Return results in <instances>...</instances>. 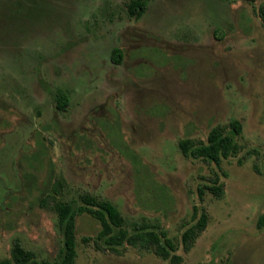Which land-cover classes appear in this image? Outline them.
<instances>
[{
  "label": "rangeland",
  "instance_id": "374dc122",
  "mask_svg": "<svg viewBox=\"0 0 264 264\" xmlns=\"http://www.w3.org/2000/svg\"><path fill=\"white\" fill-rule=\"evenodd\" d=\"M130 2L0 0V264L16 241L57 259V179L66 199L106 198L165 229L181 256L107 249L83 213L76 264H264V0H148L139 18ZM235 119L239 150L220 165L181 151ZM196 207L208 224L186 250Z\"/></svg>",
  "mask_w": 264,
  "mask_h": 264
},
{
  "label": "trees",
  "instance_id": "16d2710c",
  "mask_svg": "<svg viewBox=\"0 0 264 264\" xmlns=\"http://www.w3.org/2000/svg\"><path fill=\"white\" fill-rule=\"evenodd\" d=\"M253 1V0H250ZM148 0H131L128 4V12L132 17L139 18L147 10ZM259 14L264 24V5L260 7ZM124 57V50L120 47L114 48L112 60L121 63ZM57 107L66 110L69 105V97L61 93L56 97ZM243 123L239 119L233 120L229 128L223 126L213 127L207 139L196 141L187 137L179 143L183 154L190 158L202 159L220 165L223 159L230 158L237 154L239 144L237 137L242 134ZM64 183L57 179L52 192L47 196L55 200V209L58 213L59 224L63 233L64 244L57 259L53 261L39 259L38 256L25 249L18 241L12 247L11 257L1 261V264H76L77 258V216L83 213L91 214L97 219L101 228L93 238L97 243L102 244L107 249L118 251L121 247L131 245L150 250L165 260L178 263L181 256L177 254L178 245L168 235L165 229L158 225L146 221H136L125 217L120 209L109 199L102 198L89 193L80 195V200L66 199L62 195ZM209 188L217 196H222L223 185L219 182V177L212 178ZM46 203V197L40 198ZM195 222H192L182 233V244L189 250L196 239L208 224V213L200 211L196 207ZM86 241L92 237H85Z\"/></svg>",
  "mask_w": 264,
  "mask_h": 264
}]
</instances>
